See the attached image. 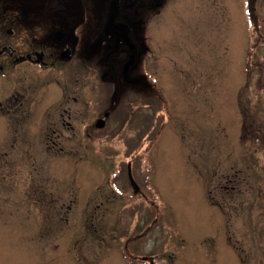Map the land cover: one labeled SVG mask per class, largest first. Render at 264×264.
Instances as JSON below:
<instances>
[{
    "label": "rangeland",
    "instance_id": "rangeland-1",
    "mask_svg": "<svg viewBox=\"0 0 264 264\" xmlns=\"http://www.w3.org/2000/svg\"><path fill=\"white\" fill-rule=\"evenodd\" d=\"M251 8L171 0L148 35L154 108L131 103L92 138L48 98L80 95L73 118L96 120L80 74L0 76L3 109L26 96L25 114L0 108V264H264V0ZM86 58L82 44L69 63ZM51 127L65 149L39 145Z\"/></svg>",
    "mask_w": 264,
    "mask_h": 264
},
{
    "label": "flooded vegetation",
    "instance_id": "flooded-vegetation-1",
    "mask_svg": "<svg viewBox=\"0 0 264 264\" xmlns=\"http://www.w3.org/2000/svg\"><path fill=\"white\" fill-rule=\"evenodd\" d=\"M246 1L250 21L253 0ZM170 3L171 0H0V76L12 77L21 70V75L41 77L51 70L55 81L57 72H77L75 80L80 74L77 81L83 83L90 110L93 104L97 106L96 120L92 121V111L83 121L82 116L73 118L72 106L79 102L80 95L63 93L48 98L66 103L62 112L64 125L74 130L72 119L76 123L79 119V135H99L98 131L106 126L117 125L113 115L121 110L129 112L134 105L140 107L144 97H149L145 102L148 108H154L156 83L150 73L153 67L149 36L153 35V22ZM82 44L87 58L77 67V63L69 62ZM46 97L36 95V99ZM23 98L13 96L7 99L4 109L3 105L0 108L9 115L25 114ZM100 120L103 125H98ZM42 131L43 127L38 133ZM51 131L46 132L48 141L42 139L39 145L49 150L65 149L61 137L54 134L52 127ZM108 133L114 135L113 131L105 134ZM132 144H139V139ZM134 146L128 148L135 150Z\"/></svg>",
    "mask_w": 264,
    "mask_h": 264
},
{
    "label": "trees",
    "instance_id": "trees-1",
    "mask_svg": "<svg viewBox=\"0 0 264 264\" xmlns=\"http://www.w3.org/2000/svg\"><path fill=\"white\" fill-rule=\"evenodd\" d=\"M157 104V103H156ZM156 110H157V108H156ZM243 112H245V111H243ZM141 114V116H142V119H144V124H148L149 123V116H147L146 118H144V114L145 113H140ZM244 114H247V112H245ZM146 127H148L147 129H149V126L147 125ZM148 133V132H147ZM141 138H143V135H141ZM140 208H144V207H141L140 206ZM150 208H152V207H150V206H148V210L145 212L147 215H148V217H149V219H151L153 216V213H154V211H151V210H149ZM140 210H142V209H140ZM153 223H155V221H153ZM152 223V224H153ZM149 228H150V226H149ZM152 228V227H151ZM137 236H135L134 238H133V240H131V249H133L134 247H135V249H133V252H134V256L130 253V251L128 252V254H130V256H133L135 259H137L139 256H135V254H139V253H136V251H137V245H138V242L140 241V239L141 238H136ZM134 246V247H133ZM140 257H143V256H140ZM144 259L146 258V257H143Z\"/></svg>",
    "mask_w": 264,
    "mask_h": 264
},
{
    "label": "water",
    "instance_id": "water-1",
    "mask_svg": "<svg viewBox=\"0 0 264 264\" xmlns=\"http://www.w3.org/2000/svg\"><path fill=\"white\" fill-rule=\"evenodd\" d=\"M98 125H103V121H98ZM129 178H130V181L132 183V185L135 187L136 191L138 190V185L137 183L135 182L134 178H133V175H132V172L130 170V166H129Z\"/></svg>",
    "mask_w": 264,
    "mask_h": 264
}]
</instances>
